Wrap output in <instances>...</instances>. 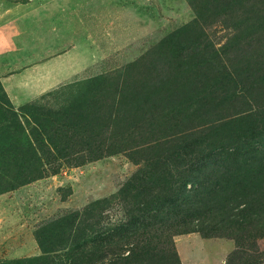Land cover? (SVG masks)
<instances>
[{
  "label": "trees",
  "instance_id": "obj_1",
  "mask_svg": "<svg viewBox=\"0 0 264 264\" xmlns=\"http://www.w3.org/2000/svg\"><path fill=\"white\" fill-rule=\"evenodd\" d=\"M190 3L199 19L211 15L231 31L227 41L217 46L199 24L180 27L173 62L143 63L138 84L133 75L91 77L41 96L53 95V104L32 100L18 110L0 79V193L45 176L31 169L45 171L55 155L82 165L125 152L140 165L91 212L40 226L41 254L0 264H181L174 236L191 232L235 240L225 264H261L264 0ZM113 201L127 219L103 227L97 207Z\"/></svg>",
  "mask_w": 264,
  "mask_h": 264
},
{
  "label": "rangeland",
  "instance_id": "obj_2",
  "mask_svg": "<svg viewBox=\"0 0 264 264\" xmlns=\"http://www.w3.org/2000/svg\"><path fill=\"white\" fill-rule=\"evenodd\" d=\"M190 1L34 0L17 13L7 12L0 17V20L8 22H0V36H5L0 50L6 51V58L12 61L21 58L15 49L24 46L47 58L56 54L33 78L49 75L59 82H54V87L32 98L21 96L16 91L10 94L7 84L3 85L4 89L12 96L9 97L16 109L20 110L32 100L43 105L47 102L53 104L56 97L52 98L50 94L43 99L41 96L63 84L91 77L104 76L109 81L120 82L122 78L133 75L138 84L140 78L137 73L139 67H144L143 63L164 59L170 64L173 62L175 52L172 53V48L178 47L180 42L174 40L172 34L185 25L199 24L207 31V39L217 46L224 44L231 31L211 15L199 19ZM18 2L22 1L0 0V5L15 6ZM24 36L28 37L27 43ZM197 73L190 72L187 77ZM112 87V84L107 85L108 94ZM63 94L64 97L70 96L72 90ZM112 97L105 95V102L117 109L119 106L114 104ZM80 138L77 137V148ZM37 152L39 156L43 155L40 148ZM53 159L54 164H47L45 171L31 169L33 174L41 171L45 176L0 193V262L41 254L36 239L40 226L71 211L91 212L95 201L115 197L140 167L125 152L105 155L82 165L68 162V157L55 155ZM5 179L9 183L10 179ZM96 213L101 215L103 227L114 226L127 219L122 205L114 201L105 209L97 207ZM236 245L235 240L205 238L198 232L174 236L181 264H225ZM258 249L263 257L261 264H264V238L259 240Z\"/></svg>",
  "mask_w": 264,
  "mask_h": 264
},
{
  "label": "crops",
  "instance_id": "obj_3",
  "mask_svg": "<svg viewBox=\"0 0 264 264\" xmlns=\"http://www.w3.org/2000/svg\"><path fill=\"white\" fill-rule=\"evenodd\" d=\"M14 1H22L18 2L15 6L0 5V17L4 16L7 12L9 13H17L20 8H25L27 4H30L34 0H14ZM4 7L6 10H2ZM14 9V12H11L10 10ZM19 15V13H18ZM2 24H6L8 22L4 20H0ZM5 36H0V45L2 44V41ZM25 40L24 42H28V37H23ZM31 52H30V51ZM38 50V49H37ZM17 53L21 56L19 60H9L6 58L7 52L0 50V79L2 80V84L10 86L11 91H8L10 94L13 95V91L20 92L21 96L23 94L26 98H32L35 96H38L41 93H44L47 91V88L54 85V82L57 80L51 78L49 75H46L45 77H36L35 73L38 72L40 74V71L43 70L42 65L45 64L46 61L52 59L53 56H56V54H51L47 58V56L40 55L39 52L36 51V54L33 53L32 48L29 46H24L22 49H15ZM26 51V52H24ZM38 54V55H37ZM24 56H28V58H23ZM13 55L10 56L12 58ZM47 63V62H46ZM28 73V74H27ZM40 79V80H37ZM50 80V81H48ZM59 82V81H57ZM60 82H63L62 80ZM54 87V86H53ZM8 95L12 97L10 94ZM22 99H26L21 97Z\"/></svg>",
  "mask_w": 264,
  "mask_h": 264
}]
</instances>
